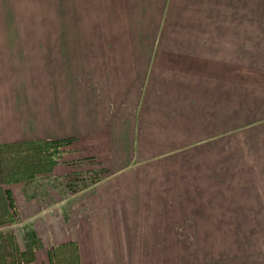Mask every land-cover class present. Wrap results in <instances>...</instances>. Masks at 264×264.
<instances>
[{
	"label": "crops",
	"instance_id": "1",
	"mask_svg": "<svg viewBox=\"0 0 264 264\" xmlns=\"http://www.w3.org/2000/svg\"><path fill=\"white\" fill-rule=\"evenodd\" d=\"M91 3L103 6L99 19L110 20L160 19L167 5H223L222 18L237 27L197 47L166 38L153 60L112 56L91 78L82 63L72 77L69 46L22 39L63 31L5 27L19 19L21 4L45 5L52 21L54 0H0V145L100 131L121 145L138 127L153 149L213 142L248 126L264 133V0ZM214 161L224 167L112 172L54 205H40L43 195L20 201L12 191L16 225H30L42 244L30 259L6 264H264V242L256 235L250 244L257 247L247 242L249 229H264V157L243 160L256 172H233L231 158Z\"/></svg>",
	"mask_w": 264,
	"mask_h": 264
},
{
	"label": "rangeland",
	"instance_id": "2",
	"mask_svg": "<svg viewBox=\"0 0 264 264\" xmlns=\"http://www.w3.org/2000/svg\"><path fill=\"white\" fill-rule=\"evenodd\" d=\"M62 1L54 0L52 21L46 19L43 10L45 5H18L16 17L19 19L7 20L5 27L53 28L55 34L58 33L56 30L63 31L64 36L22 39L24 44H30L33 40V43L38 44L69 46L72 77L78 76V67L82 63L86 64L87 77L91 78L95 68L112 56L136 60L147 55L153 60L166 38H172L182 47H197L211 33L221 35L224 28L237 27L233 21L222 18L223 9L228 8L223 5H167L165 15L160 19L110 20L99 19L98 12L104 8L91 3L94 0H70V5H64ZM140 8L142 6L136 10ZM212 9L215 10L213 16L207 13L212 12ZM221 71L210 70L214 73ZM235 76L238 77V73ZM134 120L137 125L138 119ZM248 127L250 129L245 132L236 128L213 142L192 143L184 148H149L140 127L136 133L135 130L129 133L131 139L125 144L121 142L122 146L116 138L109 137L107 131L87 133L80 139L70 137L0 145V264L30 259L34 249L42 244L30 225H16V198L11 194L12 191L21 194L18 197L20 201L22 198L43 195L38 196L40 205V199L54 205L63 195L92 187L112 172H199L211 168L218 171L224 166L220 162L214 163V160L223 157L231 158L233 172H256L255 167L246 165L243 160L246 157H264V133L255 132L260 126ZM167 143L175 144L173 141ZM118 144L121 147L117 148ZM239 160H242V164ZM2 189L6 190L5 193ZM254 235L264 242V229L248 230L250 248L258 246L250 244L255 241Z\"/></svg>",
	"mask_w": 264,
	"mask_h": 264
},
{
	"label": "bare ground",
	"instance_id": "3",
	"mask_svg": "<svg viewBox=\"0 0 264 264\" xmlns=\"http://www.w3.org/2000/svg\"><path fill=\"white\" fill-rule=\"evenodd\" d=\"M225 152V151H224ZM234 178V177H233ZM241 184V183H240ZM236 185V184H235ZM249 203V202H248ZM257 217H260L259 215Z\"/></svg>",
	"mask_w": 264,
	"mask_h": 264
}]
</instances>
